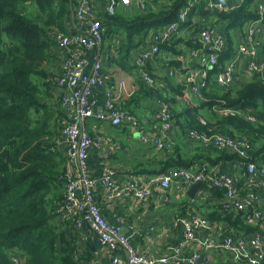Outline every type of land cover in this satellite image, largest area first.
<instances>
[{
  "label": "trees",
  "instance_id": "1",
  "mask_svg": "<svg viewBox=\"0 0 264 264\" xmlns=\"http://www.w3.org/2000/svg\"><path fill=\"white\" fill-rule=\"evenodd\" d=\"M167 1L172 2L169 8H159L161 4L155 1V8L146 12L133 16L117 13L104 19L105 47L111 49L110 55L123 70L138 72L135 65H130L133 53L144 46L153 31L176 22L187 2ZM257 1L242 0L238 9L221 14L205 11L202 0L199 11L217 19L215 25L223 29L228 44L219 64L210 72L209 85L202 90L205 100L200 106L210 110L239 108L256 117L255 123L242 116H220L218 122L222 134L247 140L254 161L264 160V81L254 74L243 85L221 90L215 78L237 49L233 32L236 30L239 35L246 24L260 19ZM76 3L77 0H0V264H14V257L21 264L84 263L83 256L77 258L80 250L75 243V220L63 213L68 159L60 153L56 139L66 114L55 90L58 76L53 72L57 69L56 34L69 33ZM261 23L264 25V13ZM259 43L264 61V32ZM194 47L190 37L182 36L162 45L163 53L175 57L168 62V68L172 67L178 75L182 64L176 58ZM112 50L117 51L116 56ZM147 69L154 77L149 65ZM167 78L172 76L161 79L168 81ZM169 87L173 97H157L170 104L190 90L184 84L169 82ZM157 91L147 84L140 85L141 94L148 98H155ZM128 110L132 112L131 108ZM209 126L196 118L190 120V130L209 132ZM220 153L225 159L242 161L238 155ZM201 161L182 160L171 154L160 161L154 174L163 176L173 168H192ZM213 192V197L222 194ZM206 217L211 223L226 225L232 235L255 233L254 227L245 223L243 213L225 214L222 210V215L213 211Z\"/></svg>",
  "mask_w": 264,
  "mask_h": 264
},
{
  "label": "built area",
  "instance_id": "2",
  "mask_svg": "<svg viewBox=\"0 0 264 264\" xmlns=\"http://www.w3.org/2000/svg\"><path fill=\"white\" fill-rule=\"evenodd\" d=\"M156 0H104L106 16H115L118 8L137 6L142 12L155 8ZM242 0L228 3L226 0H204L205 11L230 13L239 8ZM202 0H187L181 8L176 22L161 26L153 31L144 46L132 55V65L138 68L140 78L149 87H155L156 81L149 73L148 64L153 62L162 53V45H169L178 38L184 28H190V39L195 46L189 53L181 54L176 58L184 73L185 83L190 93L198 99H203L202 90L209 85L210 72L219 64L220 56L227 50V38L220 26L212 25V15H202L199 11ZM257 11L260 19L246 24L238 38V46L231 61L227 62L215 78L217 87L221 90H231L242 85L241 73L258 75L264 81V61L261 59L260 39L264 32L261 17L264 13V0L257 1ZM73 16L78 24L76 31L57 33L56 41L65 56L60 63V74L57 85L66 90L61 95V104L66 119L60 131L59 141L68 159L67 186L63 213L66 218L74 219V230H81L85 225L95 233L99 241L114 253L111 264H202L209 261L203 257L213 248L223 247L227 251L237 250L242 255L234 261L240 264H264V160L259 162L250 159V146L247 140L228 134L188 131V137L214 147L219 153L230 152L238 155L242 161L238 162L243 174L229 175L216 173L207 162L195 168H173L163 176H158L154 182L169 201L170 190L184 193L195 184H204L210 190L222 192L221 209L225 214L243 213L244 221L260 228L251 235H222L216 225L206 218L193 215L178 218L176 225L184 229V239L179 248L164 258H152L138 253L130 245L120 225L110 224L104 217L98 202L95 190L102 188L103 199L111 207L120 199L134 198L147 200L153 195L150 183L143 184L138 179H132L125 184H119L114 168L106 164L103 166L101 177L90 175L89 149L95 146L101 150L107 140L101 136L93 137L89 134L88 120L96 118L110 122L115 127H130L138 129L140 121L128 109L119 105L120 97L126 93L125 85L119 82L118 91L110 89L106 92L105 111H97V89H105L106 76L100 55L105 47L104 29L101 18L98 19L94 0H77L73 9ZM106 18V17H105ZM83 28L88 32L84 33ZM93 52L94 61L90 62L87 54ZM117 51L112 50L116 56ZM241 61H245L244 71L241 70ZM179 72V73H181ZM178 73V75H179ZM176 77L173 70L169 73ZM155 119L161 126V132L170 130L174 125L172 106L164 98H157ZM220 116L245 117L255 123L256 117L242 112L239 108L220 107L215 109ZM144 141L147 136L141 137ZM159 150L171 148L159 136L154 141ZM59 144V143H58ZM74 167V168H73ZM74 169V170H72ZM199 230H206L210 237L204 243V250H195L192 254L183 255L194 240ZM124 249L126 261H122L117 252ZM14 264H21L18 257L13 258Z\"/></svg>",
  "mask_w": 264,
  "mask_h": 264
},
{
  "label": "crops",
  "instance_id": "3",
  "mask_svg": "<svg viewBox=\"0 0 264 264\" xmlns=\"http://www.w3.org/2000/svg\"><path fill=\"white\" fill-rule=\"evenodd\" d=\"M95 10L97 11L98 19L104 22L106 17L104 7V0H94ZM156 3H160L159 8H169L172 4L167 0H156ZM228 3H234L238 0H226ZM73 11V10H72ZM118 13L125 15L127 12H132L135 15L136 11H140L137 6L130 8H118ZM217 19L212 16V25L217 26ZM78 28L74 16H71L68 24L69 33L76 31ZM84 33H87V28H83ZM192 30L190 28H184L179 37H190ZM234 39L238 33L233 32ZM56 49V67L54 74L59 76L60 63L65 56L62 49L57 45ZM190 51V50H189ZM189 51L187 53H189ZM236 51V48H235ZM111 49H103V54L100 55L102 65L104 66V73L106 76V88L97 89V111H105L106 97L105 94L108 90L114 89L116 96L119 94L118 87L119 82H123L125 85L126 93H124L119 99V105L121 108L132 109L133 114L140 121V127L138 129H132L130 127H115L110 122L100 121L96 118L88 120L89 134L93 137L101 136L107 140V144L101 150L92 146L89 149V171L91 176L101 177L103 166L106 164L111 165L117 175L119 184H125L132 179H138L141 183H150L152 186L153 195L147 200H137L134 198L120 199L108 207L103 199L102 188L98 186L95 193L98 196V202L102 209L105 219L110 224L120 225L124 231L127 239L135 250L147 257L152 258H164L174 250L179 248V244L184 239V229L179 225H176L178 218H185L193 215H199L202 218H206V215L219 211L222 215V209H220L222 194L213 197L215 192L204 185V188L199 190L198 193L192 198L188 196V190L184 193H178L175 190H170L168 193L170 196L169 201H165V195L161 192L160 187L154 182V180L160 176L154 174V170L160 168V161L168 158L169 155L174 154L180 157L182 160L200 159L201 162H207L211 165L216 173H225L229 175H242V169L239 165V159L228 160L222 157L224 154L219 153L214 147L206 146L203 143L197 142L188 137V131L190 128V120L197 119L203 122V124L211 125L208 130L215 134H222L220 132L221 127L218 126L220 115L216 113L215 108L208 109V112L200 113V103L203 99H198L196 96H190V90H185L182 97H177L173 102L178 104L177 110L173 111L174 125L173 127L161 132V126L157 119H155V113L157 111L156 99L161 96H171L173 93L170 91L169 82L172 85L184 84L186 86L184 73L181 72L172 79L162 80L161 78L171 75V68H168V62L175 58H168L170 54L161 53L153 62L149 63L152 73L155 77L156 97L148 98L143 96L140 92V85L143 84L140 75L137 70H123L117 65L112 58ZM87 58L90 62L94 61L95 55L93 52L87 54ZM94 58V59H93ZM241 70L244 71L245 61H241ZM130 65L132 66L131 62ZM173 71V70H172ZM246 75L248 80L252 79V75L242 72ZM243 80V79H242ZM248 82V81H247ZM247 82L242 83L245 84ZM56 93L61 99L62 93L66 90L59 86H56ZM159 96V97H157ZM180 105V106H179ZM206 108V107H204ZM131 111V110H130ZM194 115V116H193ZM147 136V140L144 141L141 137ZM160 137L166 142L167 145H171V148H165L159 150L154 141L156 137ZM59 144L60 153L65 157L63 148L60 145L59 137L56 139ZM251 150V149H250ZM249 150V152H250ZM230 153V152H227ZM233 154V153H231ZM236 155V154H234ZM250 159L252 155L250 154ZM257 159L255 162L261 161ZM74 168V167H73ZM74 170V169H72ZM217 192V191H216ZM208 220V219H207ZM209 221V220H208ZM210 222V221H209ZM59 221L57 222V224ZM211 223V222H210ZM246 223V222H245ZM211 224L216 225L219 228L221 236L232 234L228 232L226 225L213 221ZM60 227L64 225L58 224ZM254 227L255 232L260 228ZM262 232L264 233V223L262 225ZM75 231V243L77 249L80 250V256L84 257L83 264H111L114 253L111 252L105 245H103L98 237L89 230L88 226H84L81 230ZM210 234L206 230H199L192 243L187 246L183 251V255L192 254L195 250L203 251L204 243L209 239ZM119 254L121 260L126 261V252L124 249H120ZM241 253L235 249L231 251L225 250L223 247H217L209 252L203 253L205 260L209 262L207 264H240L234 260L237 257H241ZM198 264H202L200 261ZM205 264V261L203 262Z\"/></svg>",
  "mask_w": 264,
  "mask_h": 264
},
{
  "label": "rangeland",
  "instance_id": "4",
  "mask_svg": "<svg viewBox=\"0 0 264 264\" xmlns=\"http://www.w3.org/2000/svg\"><path fill=\"white\" fill-rule=\"evenodd\" d=\"M138 13H141L140 11H136L135 12V15L136 14H138ZM126 15H128V16H133L134 14L132 13V12H127L126 13ZM238 28V27H237ZM237 28H235V29H237ZM240 35V34H239ZM239 35H237L236 37H235V41H234V45H236L237 44V42H238V38H239ZM108 43V42H107ZM237 46H238V44H237ZM170 57V59L172 58V56L171 55H169L168 56V58ZM53 72H55V71H53ZM241 77H242V81H244V82H249V80H248V78H247V76L245 75L244 76V74H242L241 73ZM57 96V95H56ZM190 96L191 97H194L191 93H190ZM55 101H56V99H55ZM199 105H201V103L199 104ZM171 106H172V110L173 111H175V110H177V106H178V104H175V103H171ZM180 106V105H179ZM198 110H200V113L201 114H204V113H206V112H208V109L207 108H204V107H200V109H198Z\"/></svg>",
  "mask_w": 264,
  "mask_h": 264
},
{
  "label": "water",
  "instance_id": "5",
  "mask_svg": "<svg viewBox=\"0 0 264 264\" xmlns=\"http://www.w3.org/2000/svg\"><path fill=\"white\" fill-rule=\"evenodd\" d=\"M204 188V184H195L193 186H191L188 190V196L190 197H194L199 190L203 189ZM201 261H203V258L201 259Z\"/></svg>",
  "mask_w": 264,
  "mask_h": 264
}]
</instances>
